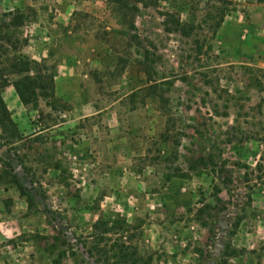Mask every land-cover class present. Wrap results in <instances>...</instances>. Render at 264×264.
<instances>
[{
    "label": "rangeland",
    "instance_id": "1",
    "mask_svg": "<svg viewBox=\"0 0 264 264\" xmlns=\"http://www.w3.org/2000/svg\"><path fill=\"white\" fill-rule=\"evenodd\" d=\"M217 7L0 0L48 77L24 104L0 59L21 134L0 126V264H114L93 246L122 242L152 264H264V0L219 28Z\"/></svg>",
    "mask_w": 264,
    "mask_h": 264
},
{
    "label": "trees",
    "instance_id": "2",
    "mask_svg": "<svg viewBox=\"0 0 264 264\" xmlns=\"http://www.w3.org/2000/svg\"><path fill=\"white\" fill-rule=\"evenodd\" d=\"M218 3L217 7V19L214 22V27L219 28L223 22L225 21L226 15H228L232 10L233 0H216ZM171 18L172 15H169ZM173 19V18H172ZM24 24V16L22 13L13 12H5L0 14V59L6 55V59H8V63L10 65V73L14 75H18L16 79L14 78L11 81V84L14 86L19 98L24 104L34 103L38 98V89L43 87L44 79L48 78L41 73V63L37 60L29 58L27 55L19 52L21 48L22 40H20L19 36H17L18 29ZM173 24L175 28L174 31H184V24L181 19H173ZM13 53V54H11ZM34 65V68H32ZM37 68V69H35ZM33 69V70H32ZM36 72H35V70ZM2 71V70H1ZM1 73V72H0ZM50 78V77H49ZM0 126L3 127L4 130H8L10 132V137L12 139L20 138L21 134L19 129L12 119L9 109L3 99L2 94L0 93ZM208 158L205 156H201L198 158L193 165L192 169L197 168V164H201L203 166L207 165ZM13 182L17 185V187L24 192V187L17 177V175L13 176ZM117 224L121 225V222L115 220L114 225L109 226V222L106 220H98L94 224V228L96 230L103 229L104 234H108L111 232H115ZM120 228H122L120 226ZM115 229V230H114ZM100 236L98 242L101 244L108 238H105V235ZM56 237V236H55ZM58 239V237H56ZM99 245V244H96ZM97 249L99 252L106 256V260L110 259L114 261V264H122L129 263L130 259H132V264H152L153 256H142L137 253V251L130 252L129 247L126 246L123 242L120 244H115L112 246V249L102 248L99 246H93V249ZM93 249L90 250V254L93 253ZM112 251V254H110ZM110 255V256H109Z\"/></svg>",
    "mask_w": 264,
    "mask_h": 264
}]
</instances>
